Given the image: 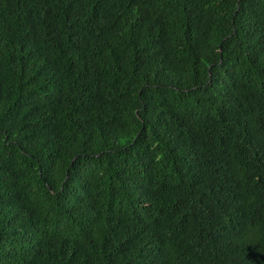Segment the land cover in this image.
<instances>
[{
  "label": "trees",
  "instance_id": "trees-1",
  "mask_svg": "<svg viewBox=\"0 0 264 264\" xmlns=\"http://www.w3.org/2000/svg\"><path fill=\"white\" fill-rule=\"evenodd\" d=\"M0 264H264V0H0Z\"/></svg>",
  "mask_w": 264,
  "mask_h": 264
}]
</instances>
